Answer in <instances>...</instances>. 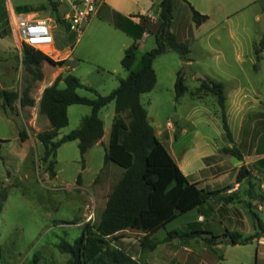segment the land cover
Here are the masks:
<instances>
[{"label":"rangeland","instance_id":"1","mask_svg":"<svg viewBox=\"0 0 264 264\" xmlns=\"http://www.w3.org/2000/svg\"><path fill=\"white\" fill-rule=\"evenodd\" d=\"M216 1L209 2L214 5ZM257 2L254 6L258 10L264 9V4ZM252 9L244 10L239 24L234 17L229 22L224 21L222 13L218 12L216 16L219 21L198 32L196 40L189 41L191 48L189 55L194 59L199 57V62L191 65L194 72L201 67L212 79L224 82L228 91L233 85L243 83L249 88L259 90L264 98V58L257 61L254 53V48L260 47L259 38L264 35L260 20L262 15L256 21ZM57 26L56 23V33L59 36L57 44L64 47L61 49L72 51L73 56L69 61L70 73L83 81L88 80L90 84L87 86L92 88L97 86L100 91L106 92L103 94L110 93L112 91L110 86L118 74L106 72L101 68L102 63L112 65L108 60L101 58L104 54L109 56L110 52L100 44L89 43L85 34L79 39L74 34L69 39L66 32ZM8 38L12 43V36L9 35ZM141 44V49L137 53V65H141L143 54L152 49L156 41L152 37L147 43ZM10 51H17L15 43L11 44ZM263 52L259 51L258 56L263 55ZM80 54L84 56L77 61L76 57ZM77 62L79 67L76 69ZM182 62L180 54L172 49L158 55L153 63L157 73L156 85L141 97L148 112V119L156 130L166 129L169 121L175 123L172 135L174 139L177 136L178 140L174 141V149H170L180 160V155L192 147L188 140L195 134L211 136L220 145L228 140L225 137L217 98L200 88L202 80L188 73L184 74V83L188 91L177 99L175 83L178 72L182 70ZM254 63H258L259 67L254 66ZM12 64L11 73L15 75L11 82L5 83L4 90H15L22 95L24 90L30 87V96L36 102L33 106L23 107L20 101L16 100L13 107L8 106V111L14 115L12 122L6 120L0 122L5 130L3 135L11 138L10 145L7 144L1 149V155L4 157L0 156V180L9 191L0 217V264H27L36 252L45 254L46 259L42 260V264H65L71 257L70 254L61 252L54 244L62 239L73 243L82 234L90 210H94V219L91 221L94 223L104 208V199H96L93 195L95 193L100 195L106 190L101 192L95 187L97 181H94V184L92 182L106 165L105 148L99 146L92 149L83 161L77 141L63 144L57 150L56 174L52 176L47 163L43 161V144L37 142V155L34 145L35 133L45 129L41 123L40 117L44 115L39 112L38 99L40 89L46 82L33 78L24 64L23 56L16 54ZM90 70H93L92 73ZM18 73L19 79H16ZM5 78L9 79L10 75L7 74ZM77 92L88 97L95 96L94 92L85 87L79 88ZM89 109L87 105H72L68 112L69 124L59 131L56 140L78 128L83 115L86 114L84 111ZM114 109L115 103L111 102L103 108L101 115L108 120ZM176 115H180V119ZM21 124L22 130L31 138L29 143L24 144L20 140L18 131ZM20 149H26L32 156V165L35 169L27 170V174L25 165L18 163V157H10L18 154ZM232 158L233 161L237 160V157ZM261 203L264 209V202ZM252 207L259 209L257 205ZM260 215L264 218V212L260 211ZM82 220L80 225H74ZM178 222L170 223V228L177 226ZM255 222L258 227V222ZM249 229L251 230V227ZM156 236L163 239L169 236V232L167 229H161ZM257 246V241L236 245L224 243L222 250L212 253L207 262L256 264ZM260 263L264 264V257L260 259Z\"/></svg>","mask_w":264,"mask_h":264},{"label":"crops","instance_id":"2","mask_svg":"<svg viewBox=\"0 0 264 264\" xmlns=\"http://www.w3.org/2000/svg\"><path fill=\"white\" fill-rule=\"evenodd\" d=\"M209 1L212 0H177L171 30L177 35L179 40H196L198 32L219 21V18L216 16L218 12L222 13L224 21L229 22L230 19L234 17L238 22L237 24H239L240 18L247 8H253L252 12L256 21L259 20L260 16L264 13V9L258 10L254 6L258 3V0H217L214 5ZM161 2L162 0H105L100 6L97 14L85 27L83 34H85L88 42L100 44L110 52L109 56L104 54L101 58L108 60L112 65L102 63L103 65L101 68L106 72L118 74L116 80H114L110 86L111 90L117 88L120 84V80L126 78L129 74V71H127L121 63L125 50L133 43H137L139 51L142 45L141 42L147 43L149 38H155V34L161 23ZM190 5L199 12L207 14L209 18L204 23L197 26L192 19ZM10 10L28 14L30 17L39 20H51L52 24L54 23L53 21H55L57 25L60 26L61 31L63 30L66 32L69 39L74 35V33L67 30L64 22H59L54 18L52 6L48 0H0V122L4 120L12 122V117L14 115L8 111L9 107H5V100L2 96V92L5 89V83L11 82L15 75L11 73L14 56L16 54L22 56V50H20L13 25L9 19ZM58 12L60 16L62 12L61 6H58ZM183 14L185 16H183ZM53 34L55 42L52 47V53L49 56L55 61H62L63 63L56 65L49 64L48 62L43 63V79L37 81H43L44 83L46 82V84L40 89L38 103H40L44 89L50 86L58 76L64 78L67 74H71L69 61L73 56L71 54L72 51L69 52L68 49H61L64 47L57 44L59 36L58 33H56L55 27L53 28ZM9 35L12 36V43L9 42ZM261 39L260 37L259 41ZM13 43L17 46L16 52L10 51V46ZM83 56L82 54L77 55L76 60H81ZM255 56L257 61H260V59L264 58V52L261 56L255 53ZM189 58L190 60L188 62L190 66L199 62V57L194 59L189 55ZM136 61L134 63L135 70L139 69L141 66L139 64L137 65ZM241 63H243V61H241ZM256 65L259 67L258 63H254V66ZM77 67H79L78 62L75 68L77 69ZM92 71L93 70H90V73H92ZM195 72L211 78L201 67L195 70ZM7 74L10 75L9 79L5 78ZM16 79H19V73L16 75ZM80 80L86 85L90 84L88 80L83 81L81 78ZM15 83L17 84V82ZM62 84H64L63 87ZM224 85L227 98L226 114L232 132V140L228 139L225 134L228 140L220 145L216 142V139L211 136L195 134L188 140V142L192 144V147L180 155V160L173 153L172 149H170L173 148L174 141L178 140L176 135L175 139L173 137L176 126L175 123L171 121L173 125L170 126L167 122L166 129L160 128L156 130L154 127L157 137L174 157L188 180L197 183L199 187L206 188L210 191H217V193L203 205L173 220L172 222L179 221L177 226L170 228V223H172L170 222L165 228H162L167 229L168 232L177 231L183 233L192 228H200L218 236L226 231H236L243 236H250L258 231L255 222L257 219L254 218L253 213H257L261 218L260 211L264 212L263 204L261 203L264 202L262 200L264 197V98L259 90L257 91L254 88H249L243 83L233 85L230 91H228L225 83ZM59 87H65L63 79L59 82ZM95 89L100 94L106 93L105 91H100L97 86ZM27 106L30 105L24 107ZM71 107L72 105L69 106L68 112ZM103 108L100 111V116L104 121V135L85 153L84 158L88 156L94 148L103 146L105 148V154L106 150L109 148L116 109L110 113L108 120H106L101 115ZM91 111V107L88 111H84L86 114L83 115V117L89 115ZM176 116L178 119L181 117L180 115ZM40 118L42 127H45V129L48 128L50 122L47 116L44 115ZM22 122L24 123V121ZM19 126L20 129L18 132L21 140L20 133L24 130H22V124ZM27 131L29 132L28 128ZM0 132H2L0 133V156L4 157L1 155V149L6 147L7 144L10 145L11 138L3 135L5 130L1 125ZM37 133H35L34 144L36 155L37 142L39 141L36 137ZM29 139L31 138L28 137L25 141H21L25 144L29 143ZM227 147L238 148L242 154V159L236 158L237 160L233 161L234 158L232 157L235 156L224 152V148ZM42 155H44V152ZM10 157H18V163H23L25 165V174H27V170H32V168H34L32 165V156L28 154L26 149H20L18 154ZM28 160L30 163H28ZM260 160L263 161L260 162ZM105 164V167L101 169L100 175L93 180L92 184H94V181H97L95 187L101 192L104 189L106 190V192L103 191L100 195L97 193L93 195L96 199H104L106 205L108 195L121 178L125 169L118 164V166H116V163L113 161H109ZM242 166L250 169L251 177L250 179L246 177L238 181L237 176ZM256 205L259 206V209L258 207H252ZM86 215L87 212L85 213V217ZM261 220L264 222V218H261ZM82 222L83 220L74 225H80ZM250 227L251 230L249 229ZM160 230L156 231L151 236V239L159 242L154 250L144 249L142 247L141 238L146 235V232L137 229H124L108 237V240L112 246L123 249L132 255L133 258L147 262L148 264H213L207 262L208 258L212 253L221 251L225 243L214 246V250H212L199 237L182 239L179 237L170 238L167 236L163 239H158L156 235ZM260 240L264 241L263 235L251 241L258 242L256 264H261L260 259L264 257V243H261ZM57 243L58 242L54 244L55 248H58ZM42 254L43 259H46L45 254ZM69 259L70 257L65 264H67ZM237 264L243 263L238 262Z\"/></svg>","mask_w":264,"mask_h":264},{"label":"trees","instance_id":"3","mask_svg":"<svg viewBox=\"0 0 264 264\" xmlns=\"http://www.w3.org/2000/svg\"><path fill=\"white\" fill-rule=\"evenodd\" d=\"M48 1L51 3L54 18L61 22L58 4L52 0ZM176 2L177 0H162L161 23L155 34L156 45L143 54L139 69H134L138 51L137 43H133L125 50L121 63L129 74L126 78H122L119 86L110 93L100 94L73 74H67L64 78L58 76L43 91L39 111L47 116L50 126L39 131L36 137L44 146L43 161L47 163L52 176L56 174L57 150L66 142L78 141L80 155L84 161L85 153L104 135V121L100 111L112 101L115 102L116 115L110 145L105 154V163L113 161L125 169L108 195L98 220L94 223L87 222L83 226L82 234L73 243L65 239L57 243L61 252L71 256L67 264H148L133 258L123 249L112 246L108 237L124 229H137L146 232V235L141 238L142 247L154 250L159 242L151 239L153 233L165 228L182 214L203 205L217 193V191L199 187L197 183L188 180L174 157L157 137L141 99L142 94L150 92L156 85L157 73L153 63L158 55L172 49L180 54L183 61L190 60L189 40H179L171 30ZM190 9L192 19L197 26L209 18L207 14L199 12L192 5ZM259 46L255 48L257 55L259 51H264V35ZM22 56L27 70L35 80L43 79L44 62L52 65L63 63L28 46L23 48ZM180 72L175 83L177 99L188 91L184 83V75ZM62 79L65 82L64 88L59 87ZM83 87L94 92L95 96L80 95L77 90ZM200 88L216 96L221 108L223 129L228 139L232 140L226 114L227 98L224 83L208 78V81L202 80ZM2 96L5 107H13L16 100H19L23 107L35 104V99L30 96V87L24 90L22 95L15 90H4ZM73 104L89 105L92 111L83 117L78 128L56 140L60 129L69 124L68 108ZM20 136L22 141L28 138L24 131H21ZM224 152L242 159L238 148L227 147L224 148ZM246 177L250 179V169L242 166L237 180L241 181ZM80 179L81 176L78 180ZM8 196L9 191L0 180V217ZM262 200L264 201V197ZM253 216L258 220V231L254 235L243 236L236 231H226L218 236L204 229L192 228L183 233L169 232V237L182 239L199 237L212 250L214 246L224 242L233 245L247 244L260 235L264 236V222L257 213L254 212ZM42 259L43 254L36 252L27 264H42Z\"/></svg>","mask_w":264,"mask_h":264},{"label":"built area","instance_id":"4","mask_svg":"<svg viewBox=\"0 0 264 264\" xmlns=\"http://www.w3.org/2000/svg\"><path fill=\"white\" fill-rule=\"evenodd\" d=\"M61 6L60 21L64 22L67 30L74 33L77 39L81 37L83 31L90 20L97 14L100 6L105 0H52ZM9 19L13 25L14 32L20 50L25 46L41 51L46 55L52 53V47L55 42L53 28L56 22L51 20H39L30 17L28 14H22L10 10ZM51 48V49H50ZM168 124L172 126V122ZM261 208V207H260ZM94 219V210H90L87 221ZM264 243L263 240H260Z\"/></svg>","mask_w":264,"mask_h":264},{"label":"water","instance_id":"5","mask_svg":"<svg viewBox=\"0 0 264 264\" xmlns=\"http://www.w3.org/2000/svg\"><path fill=\"white\" fill-rule=\"evenodd\" d=\"M258 1H259L260 3H262V4H264V0H258ZM260 20H261V25H262V32L264 33V13L262 14ZM186 73L195 76L197 79H201V80H206V81H208V77H207V76H205V75H203V74H200V73H195V72L192 70V68H191V66H190V64H189V62L183 61V62H182L181 75H184V74H186ZM176 117H177V116H176ZM256 221L258 222V220H256Z\"/></svg>","mask_w":264,"mask_h":264}]
</instances>
